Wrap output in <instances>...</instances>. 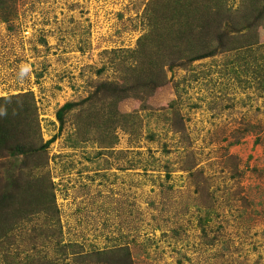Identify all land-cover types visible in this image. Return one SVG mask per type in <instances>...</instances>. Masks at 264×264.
Wrapping results in <instances>:
<instances>
[{
	"label": "rangeland",
	"instance_id": "obj_1",
	"mask_svg": "<svg viewBox=\"0 0 264 264\" xmlns=\"http://www.w3.org/2000/svg\"><path fill=\"white\" fill-rule=\"evenodd\" d=\"M175 2L251 25L212 57L178 58ZM263 8L0 0V113L26 151L53 139L2 150L0 198L17 195L0 200V264H264Z\"/></svg>",
	"mask_w": 264,
	"mask_h": 264
},
{
	"label": "trees",
	"instance_id": "obj_2",
	"mask_svg": "<svg viewBox=\"0 0 264 264\" xmlns=\"http://www.w3.org/2000/svg\"><path fill=\"white\" fill-rule=\"evenodd\" d=\"M175 3H176V7L178 8L175 9L176 12L172 14V19L177 17L179 19L185 20L184 22H182L183 24H181L177 28V30H175V32L172 31L173 28L168 32V36L171 35L172 33V35L170 36L172 37V52L173 54L176 53L175 55H177L178 58H179V55L182 56L183 54L185 55V57L189 58V61L212 57L217 53V47L218 49L227 48V43H226V38H225L226 36L231 35L236 31L243 33L242 31L248 30L251 25L247 19H244L240 23H237L235 21L233 22L227 21L224 25L220 23V20H214L210 23L201 22L200 18H195L196 14L194 13H197V11L195 10L186 11V9L190 10V7H193V5H202V8L205 9V10H202V13L203 11L209 12L212 9V7H214V5L217 4L214 2H185L186 4H181L180 2H175ZM182 7H184V9L186 8L185 11H183ZM185 12H188L189 14L188 17L183 16ZM263 12H264V8H263ZM261 15L262 13L258 17H260ZM212 26L215 27L216 33L210 32V34H208V31L212 28ZM251 27H253V25ZM228 29H230V31H227ZM184 37H186V39L183 42L182 38ZM70 108H71V105L69 104L64 105L60 109V111L57 113V118L61 119L63 112ZM24 114L27 115V118H26L27 120L22 123V126L27 129L25 132H22L19 137L27 140L28 135L30 133L31 135H33L34 131L36 130V126H34L36 125V117L34 114V109L32 108L17 112V115L19 116L24 115ZM14 115L16 114L13 111H11L10 108H7L0 113V156H1L2 150H9V148L7 147H14L13 150H16L20 154L35 153L36 151L39 152L43 150L44 148H47V146L53 141V139H51L47 141L44 145L39 146V147H35L32 145L29 147L28 151L25 150L26 144L21 143V142L14 143L13 137H15V135L17 134V127L20 126V125H14L10 121V117L12 118ZM33 178H35L36 180L39 179L36 177H33ZM16 195L17 193L11 194V192H8V190H6L2 194V197L0 198L2 205L4 203H8L9 201H11L12 197L14 198ZM41 196L42 195L40 194L38 195L39 200ZM46 206L49 207L47 204ZM42 209L44 208L43 207L37 208V210H42ZM33 212H35V210ZM20 214H23V216L21 218L20 217L15 218L13 226L11 228L12 231L14 230V228H16L19 225V222L25 219L28 212H24L23 209H21ZM7 230L8 228H5V231L3 233H5ZM4 236H7V233L4 234ZM115 252L116 251H112L111 254H114ZM124 254L126 255L127 253L125 252ZM100 255H103V254L102 253L96 254V256H100ZM29 260L30 258L27 257L26 262L22 264H27Z\"/></svg>",
	"mask_w": 264,
	"mask_h": 264
}]
</instances>
